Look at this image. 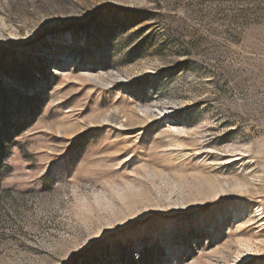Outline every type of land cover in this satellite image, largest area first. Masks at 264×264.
<instances>
[{"label":"rangeland","instance_id":"obj_1","mask_svg":"<svg viewBox=\"0 0 264 264\" xmlns=\"http://www.w3.org/2000/svg\"><path fill=\"white\" fill-rule=\"evenodd\" d=\"M0 264H264V0H0Z\"/></svg>","mask_w":264,"mask_h":264}]
</instances>
